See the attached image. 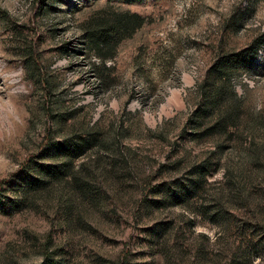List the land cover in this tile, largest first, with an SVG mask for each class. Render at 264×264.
Segmentation results:
<instances>
[{"label": "rangeland", "instance_id": "obj_1", "mask_svg": "<svg viewBox=\"0 0 264 264\" xmlns=\"http://www.w3.org/2000/svg\"><path fill=\"white\" fill-rule=\"evenodd\" d=\"M122 12L103 61L87 33ZM227 61L234 122L193 127ZM56 262L264 264V0H0V264Z\"/></svg>", "mask_w": 264, "mask_h": 264}, {"label": "trees", "instance_id": "obj_2", "mask_svg": "<svg viewBox=\"0 0 264 264\" xmlns=\"http://www.w3.org/2000/svg\"><path fill=\"white\" fill-rule=\"evenodd\" d=\"M143 22L144 19L135 13H114L110 19H106L103 22L101 21L98 23L99 25L97 28L90 33H87V40L96 56L105 61L106 59L114 57L116 47L120 41L130 37ZM252 49H245L240 53L243 55L248 54L252 52ZM250 56H252V54ZM232 60L234 61L238 59L233 58ZM231 61L225 63L216 62L207 70L205 77L200 84L201 101L199 108L194 112V118H192L193 127H200L199 119L207 118L209 114L215 116V125L218 126H227V123L234 122L236 113L233 111L236 108V105L227 100L228 88L234 93V89L228 87L230 86L229 69ZM233 95L236 98V94ZM211 128L212 126L207 127V129ZM93 140L94 136H89L81 139L80 142L68 139L63 143H60L58 152L69 161L43 166L41 172L44 178L37 179L36 182L30 181L28 187L37 188L41 185H45L47 180L66 177L67 174H69V163L73 160L71 158L82 154L85 149L93 146ZM200 180L201 179L196 178L188 181L184 186L183 194L192 195L196 192L200 187ZM55 264L61 263L56 262Z\"/></svg>", "mask_w": 264, "mask_h": 264}]
</instances>
